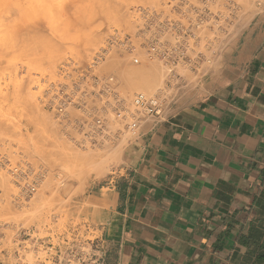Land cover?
<instances>
[{
  "label": "rangeland",
  "instance_id": "374dc122",
  "mask_svg": "<svg viewBox=\"0 0 264 264\" xmlns=\"http://www.w3.org/2000/svg\"><path fill=\"white\" fill-rule=\"evenodd\" d=\"M221 4L223 35L200 29L192 41L167 33L166 41L177 39L190 46L186 55L192 61L171 67L149 49L154 34L140 33L145 31L146 13L169 17L167 27L173 20L185 28V15L172 14L175 7L185 13V4L0 0V235L9 251L20 229L32 228L54 243L71 235L96 239V197L105 199L107 190H99L137 138L127 130L128 121L124 128L118 120L117 101L91 95L89 81L81 110L71 108L62 119L49 112L41 99L60 79L59 71L77 76L92 70L101 79L114 76L113 86L126 109H134L140 94L158 95L168 113L192 100V94L206 95V81L219 73L223 53L227 55L239 31L264 10L259 0ZM138 79L147 80L145 87L136 89ZM104 108L108 138L95 136L92 129L96 112Z\"/></svg>",
  "mask_w": 264,
  "mask_h": 264
},
{
  "label": "crops",
  "instance_id": "0c3cea01",
  "mask_svg": "<svg viewBox=\"0 0 264 264\" xmlns=\"http://www.w3.org/2000/svg\"><path fill=\"white\" fill-rule=\"evenodd\" d=\"M223 55L206 95L144 123L99 190L104 264H264V10Z\"/></svg>",
  "mask_w": 264,
  "mask_h": 264
},
{
  "label": "built area",
  "instance_id": "2783aa9c",
  "mask_svg": "<svg viewBox=\"0 0 264 264\" xmlns=\"http://www.w3.org/2000/svg\"><path fill=\"white\" fill-rule=\"evenodd\" d=\"M171 3H182L187 6L185 13L178 12L176 7L172 14L175 16L185 15L187 26L180 27L178 23L171 20L167 27L163 16L154 18L146 13L143 27L144 32L140 35L154 34L153 43L147 45L151 52L161 60L164 65L178 66L183 63L191 64L187 57L189 47L176 39L174 43L165 40L167 33L175 37H185L196 41V34L200 29L210 31L219 35L224 34L225 6L222 0H170ZM259 5L264 8V0H259ZM164 18V20H162ZM212 25V26H211ZM216 26V28H215ZM143 49L146 45L142 46ZM139 61V60H138ZM89 70L86 73L75 76L61 69L56 83L50 84L43 93L41 101L45 108L58 118H65L67 111L71 108L81 110L83 99L89 96L85 89L87 81L90 82L91 95L112 97L116 100V116L125 128L134 136L138 137L142 125L149 121L162 119L165 115V102L162 96L148 97L140 94L136 96L134 109L125 108V103L118 99L114 76L101 79ZM107 109L97 111L93 119V132L97 137H107ZM97 239V238H96ZM86 240L82 237L71 235L64 236L56 243L46 237H40L39 233L31 229H20L14 236L12 242L13 250L7 249L5 238L0 235V264H104L105 254L102 243L97 240Z\"/></svg>",
  "mask_w": 264,
  "mask_h": 264
},
{
  "label": "bare ground",
  "instance_id": "6f19581e",
  "mask_svg": "<svg viewBox=\"0 0 264 264\" xmlns=\"http://www.w3.org/2000/svg\"><path fill=\"white\" fill-rule=\"evenodd\" d=\"M231 37V36H230ZM223 48V47H222ZM136 63L138 62L137 60L135 61ZM91 73H93L92 72V70L90 71ZM147 80H141V79H138L137 81H134V84H135V86H136V89H138L137 87H140L141 88V86L142 87H145V86H143L144 84H146L145 82H146ZM149 82H147V85L149 86V84H148ZM147 86V87H148ZM145 88H143L142 90H144ZM135 102V101H134Z\"/></svg>",
  "mask_w": 264,
  "mask_h": 264
}]
</instances>
